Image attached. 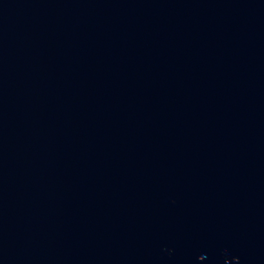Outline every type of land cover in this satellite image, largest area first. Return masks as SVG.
<instances>
[{"label": "water", "instance_id": "obj_1", "mask_svg": "<svg viewBox=\"0 0 264 264\" xmlns=\"http://www.w3.org/2000/svg\"><path fill=\"white\" fill-rule=\"evenodd\" d=\"M0 264H264V0H0Z\"/></svg>", "mask_w": 264, "mask_h": 264}]
</instances>
